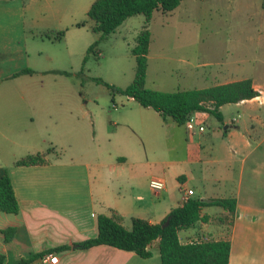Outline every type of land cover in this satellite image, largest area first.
<instances>
[{
    "label": "crops",
    "instance_id": "0c3cea01",
    "mask_svg": "<svg viewBox=\"0 0 264 264\" xmlns=\"http://www.w3.org/2000/svg\"><path fill=\"white\" fill-rule=\"evenodd\" d=\"M92 1L0 0V175L5 169L18 205L17 213L0 211V255L4 264H17L21 259L26 264H50L43 262L50 253L57 255L52 264H161L157 239L148 245L151 254L146 258L104 244L84 249L74 244L95 235L99 214L119 215L123 227L127 217L129 221L137 217L158 223L181 201L184 188L192 190L188 197L233 198L235 205L230 214L219 206L202 207L200 215H207L208 220L179 230L180 242L198 235L204 240L227 239V264H264V0L200 2L213 13L212 26L220 36L215 41L220 52L217 63L231 65V71L221 69L226 72L212 85L249 78L257 95L227 103L239 111L230 124L223 126L220 136L212 139L208 133L202 134L205 128L201 124L194 158L186 154L172 160L182 167L174 173L178 194L165 185L162 175L152 174L153 163L148 161L159 134L158 123L162 126L159 114L128 98L139 107L134 116L118 112L106 130L116 131L121 125L137 129L142 148L130 144L126 153L109 162L91 159L88 142L96 136L92 112L85 107L86 102L78 100L77 88L52 84L59 73L53 71L52 80L45 77L48 69L43 67L38 44L27 40V22L32 27L43 26V11L58 14L54 18L59 22L60 13L86 12ZM240 63L246 64L245 72L237 70ZM25 68L30 71L12 75ZM201 87L206 86L193 88ZM132 107L127 109L131 111ZM201 113L192 114L198 124ZM87 115L93 118L86 121ZM52 145L62 153L67 150L66 156L56 154ZM48 148L52 151L46 154L45 164H12L25 154ZM185 150L189 151L188 147ZM191 163H202L210 171L196 178L202 190L198 196H194L193 187L184 186L183 166ZM152 177L164 183L159 192L148 187ZM209 181L218 192L209 195L204 191L203 183ZM122 185L129 188L128 195L120 193ZM145 186L154 198L142 204L140 192ZM220 216H228V226ZM63 245L67 248L50 251Z\"/></svg>",
    "mask_w": 264,
    "mask_h": 264
},
{
    "label": "rangeland",
    "instance_id": "374dc122",
    "mask_svg": "<svg viewBox=\"0 0 264 264\" xmlns=\"http://www.w3.org/2000/svg\"><path fill=\"white\" fill-rule=\"evenodd\" d=\"M200 2L201 0H182V3L169 13H161L158 10L152 12L147 24L149 42L144 87L160 91H175L190 89L197 85L209 86L226 72L221 69L231 71V65L220 66L217 63L220 52L216 48L215 41L220 36L212 26L213 13L207 11L205 3ZM85 13V11L75 10L60 13L58 22L56 17L54 18L58 14L43 11L40 14L43 18L41 20L43 26L32 27L27 22V40H35L38 44L43 67L48 69L45 77L52 80L53 71L59 73L55 75L56 80L52 83L53 85L77 88L78 100L86 102L85 107L92 112L95 122L96 136L92 142L90 140L88 142L91 149L90 158L109 162L126 153L130 144H136L142 148L141 136L137 129L121 125L116 131L106 130V126H109L118 112H122V115L134 116V112L139 107L124 94L112 92L109 87L97 82L95 78L115 88H123L130 83L135 66L134 56L130 50L135 44V36L141 28L144 17L142 14L127 17L107 36L98 39V33L91 30L92 22ZM26 18L29 19V13ZM73 21L81 25L71 24L70 26ZM43 31H50L52 35L62 31L63 36L58 41L38 37L37 35ZM95 41L92 51L87 53L86 48ZM97 51L100 52L99 55ZM237 68L241 72L247 69L245 63H240ZM130 105L134 108L131 111L127 109ZM220 111L221 121L206 112L200 114L199 124L205 128L202 134L208 133L212 139L218 138L223 126L230 124L239 109L232 104H224ZM93 117L87 115L85 119L90 121ZM158 127L159 134L154 139L153 155L148 156V161L153 163L152 174L162 175L165 185L170 186L173 192L178 194L175 187L178 179L174 178V173L180 165L172 160L180 159L186 154L194 158L196 142L199 139L198 131L196 127L192 132H188L184 125L178 126L175 123L172 125L169 117L162 121L161 127L158 123ZM80 145L82 142L79 141L78 146ZM73 147L74 144H72ZM186 147L189 151L185 150ZM53 149L56 150V154H60V157L66 156L68 152L64 149L65 153H62L57 146H53ZM51 156L54 157V154ZM183 168L186 174L184 186L193 187L194 196L201 195V186L198 185L196 178L210 171H207L202 163H191L184 165ZM203 188L209 195L212 192H218L216 186L210 181L203 183ZM141 190L142 204L148 203L151 197L154 198L147 186ZM119 191L128 195L129 188L122 185ZM212 208L219 209V207ZM219 218L228 226V216ZM123 225L127 228L130 226L129 217L124 219ZM204 239L198 235L185 240Z\"/></svg>",
    "mask_w": 264,
    "mask_h": 264
},
{
    "label": "trees",
    "instance_id": "16d2710c",
    "mask_svg": "<svg viewBox=\"0 0 264 264\" xmlns=\"http://www.w3.org/2000/svg\"><path fill=\"white\" fill-rule=\"evenodd\" d=\"M182 0H93L86 11V17L92 22L91 30L98 33V39L107 36L123 20L135 14L144 17L140 30L135 36V44L130 52L134 56L135 66L132 80L123 88H115L95 78L110 90L124 94L133 99L142 107H148L157 112L162 120L169 117L176 125H183L184 121L195 112H206L216 120L221 121L219 107L227 103H235L243 99H250L257 95L253 89L251 79L243 78L227 83L215 84L201 88L181 89L175 91H160L144 87L146 54L148 50L149 31L147 24L154 10L169 13ZM76 26L81 23H75ZM40 37L52 41L62 38L63 32L52 35L50 31L39 33ZM93 42L86 48L91 52ZM84 59V58H83ZM30 71L28 68L12 74L13 76ZM66 73V72H63ZM52 148L44 152L25 154L12 162L16 166L42 165L46 163L45 156ZM215 205L232 213L235 205L233 198H208L201 200L198 197H188L170 208L158 223H150L142 218L131 217L129 228L121 225V217L116 214L96 216V233L74 245L84 249L94 245H109L118 249L132 251L142 258L150 256L148 245L157 239V248L161 264H227L229 257V241L197 240L180 242L177 232L192 227L198 221L206 222L207 215H200L204 206ZM0 211L17 213L18 205L13 194L8 174L3 169L0 175ZM6 233V229L2 231ZM59 246L50 251L66 249ZM42 254H39L41 256ZM24 259L17 264H26ZM0 264L4 258L0 255Z\"/></svg>",
    "mask_w": 264,
    "mask_h": 264
},
{
    "label": "built area",
    "instance_id": "2783aa9c",
    "mask_svg": "<svg viewBox=\"0 0 264 264\" xmlns=\"http://www.w3.org/2000/svg\"><path fill=\"white\" fill-rule=\"evenodd\" d=\"M100 52L97 51V55H99ZM195 119L193 118V116H189L185 121H184V127L188 132H192L195 127L197 128L198 131H202L203 130V126L201 124H195ZM148 187L153 191V192H159L161 189H163L164 187V183L160 178H156V177H152L148 179ZM192 193L191 189H181V195H180V199L181 201L186 200V198H188V196ZM193 240H188L187 242H191ZM197 241V240H194ZM57 260V255L55 253H50L47 254L43 257V262H48L50 264L54 263Z\"/></svg>",
    "mask_w": 264,
    "mask_h": 264
},
{
    "label": "water",
    "instance_id": "95a60500",
    "mask_svg": "<svg viewBox=\"0 0 264 264\" xmlns=\"http://www.w3.org/2000/svg\"><path fill=\"white\" fill-rule=\"evenodd\" d=\"M201 200H203V199H201Z\"/></svg>",
    "mask_w": 264,
    "mask_h": 264
}]
</instances>
